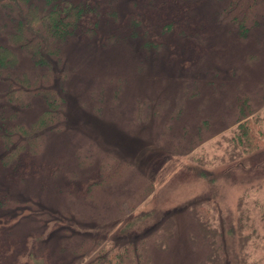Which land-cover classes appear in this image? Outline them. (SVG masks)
<instances>
[{
  "label": "rangeland",
  "instance_id": "374dc122",
  "mask_svg": "<svg viewBox=\"0 0 264 264\" xmlns=\"http://www.w3.org/2000/svg\"><path fill=\"white\" fill-rule=\"evenodd\" d=\"M231 1L115 0L94 37L80 32L62 43L52 67L61 121L40 134L37 163L20 179L0 173V264H72L58 252L64 230L76 237L71 246L89 239L97 251L147 237L166 217L173 237L164 251L150 247L149 264H196L204 250L188 241L194 227L184 205L206 196L216 204L228 264L243 196L258 234L250 261L264 263V145L232 164L218 161L240 113L264 128V0H254L244 33L220 17ZM131 17L140 20L135 35ZM108 32L113 41L105 44ZM1 86L17 91L12 79ZM26 100L25 108L5 105L21 112L17 123L46 106Z\"/></svg>",
  "mask_w": 264,
  "mask_h": 264
},
{
  "label": "trees",
  "instance_id": "16d2710c",
  "mask_svg": "<svg viewBox=\"0 0 264 264\" xmlns=\"http://www.w3.org/2000/svg\"><path fill=\"white\" fill-rule=\"evenodd\" d=\"M254 2L233 0L221 10L220 17L230 20L239 33H244V22L249 17ZM114 3L115 0H0V80L12 79L17 87L16 92L14 89L6 91L4 86L0 88V144L4 151L0 158V173L7 180L20 179L25 166L31 167L37 163L40 134L46 129L53 130L61 121L63 99L52 93V67L61 63L62 43L80 32L88 40L94 37L98 23L103 21L101 19L110 20L115 14ZM131 20L130 31L135 35L134 31L140 26V20L135 17H131ZM171 25L172 23H167L162 28L170 31ZM178 30L183 33L181 28ZM107 35L108 40L103 41L105 44L113 41L109 38V32ZM129 36H132L130 32ZM151 45L156 44L151 42ZM63 76L60 74L58 79L61 80ZM29 95L43 98L46 106L29 124L17 123L14 118L20 119L21 112L9 110L5 105L10 102L19 108H25L29 103L26 96ZM242 116L244 114L240 113L239 122L228 138L224 139L227 146L218 159L220 163L232 164L259 151L264 145L261 120ZM195 162L199 164L198 160ZM100 175L103 176L101 171ZM243 201L241 196L236 205L234 223L228 232L234 244L233 264H264L250 261V245L258 234L249 223L248 209ZM184 209L195 230L189 233L188 241L194 251L204 250V256L196 264H228L225 233L215 219L217 213L214 201L207 196L196 198L187 202ZM260 220L263 222L261 228H264V214ZM129 225L131 226H127ZM173 229V220L166 217L147 237L119 245L108 241L97 251L95 246H89V239L71 246L70 243L76 237L64 230L58 252L69 253L72 264H149L150 247L158 252L164 251L173 237Z\"/></svg>",
  "mask_w": 264,
  "mask_h": 264
}]
</instances>
